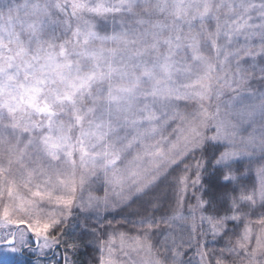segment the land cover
Segmentation results:
<instances>
[{"label":"snow or ice","instance_id":"snow-or-ice-1","mask_svg":"<svg viewBox=\"0 0 264 264\" xmlns=\"http://www.w3.org/2000/svg\"><path fill=\"white\" fill-rule=\"evenodd\" d=\"M70 225L91 264H264V0H0V247L77 264Z\"/></svg>","mask_w":264,"mask_h":264},{"label":"trees","instance_id":"trees-1","mask_svg":"<svg viewBox=\"0 0 264 264\" xmlns=\"http://www.w3.org/2000/svg\"><path fill=\"white\" fill-rule=\"evenodd\" d=\"M70 228L73 232H75V235L82 240L83 246L75 256H72L69 253V259H74L77 264H91V259L95 255V253L93 252V249L91 247H88V237L86 236V234L81 236V229L79 227H73L72 225H70ZM24 258H26L25 261H27V264H32L33 260L30 259L28 255H25Z\"/></svg>","mask_w":264,"mask_h":264},{"label":"rangeland","instance_id":"rangeland-1","mask_svg":"<svg viewBox=\"0 0 264 264\" xmlns=\"http://www.w3.org/2000/svg\"><path fill=\"white\" fill-rule=\"evenodd\" d=\"M80 223L83 224L84 221L81 218L80 219ZM88 237V241L91 239L90 236L86 235ZM25 255H28L30 257V259H32V264L33 262L37 259L36 257H34L30 252H25L23 255H19L17 253H12V252H8L6 251L4 248H0V264H27V261L25 257ZM50 255V254H49ZM57 260H59V254L57 255Z\"/></svg>","mask_w":264,"mask_h":264}]
</instances>
